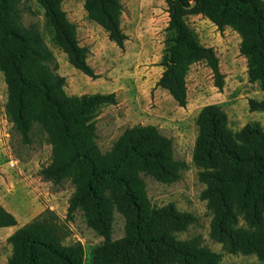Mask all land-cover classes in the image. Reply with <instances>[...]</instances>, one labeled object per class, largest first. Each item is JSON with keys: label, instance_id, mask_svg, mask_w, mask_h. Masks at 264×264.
I'll list each match as a JSON object with an SVG mask.
<instances>
[{"label": "trees", "instance_id": "1", "mask_svg": "<svg viewBox=\"0 0 264 264\" xmlns=\"http://www.w3.org/2000/svg\"><path fill=\"white\" fill-rule=\"evenodd\" d=\"M21 0H0V72L7 89L5 116L22 142L42 134L51 146L50 161L41 167L42 180L53 185L70 182L67 216L76 211L86 225L103 238L92 264H220L222 255L197 238L181 240L196 218L173 203L151 204L143 176L163 184L179 180L184 164L175 160L170 138L155 126L124 130L111 149L96 145V111L115 104L111 94L68 95L65 78L56 73L53 52L40 32L22 25ZM43 9L51 41L68 63L96 78L87 62L89 50L79 43L74 23L62 9V0H35ZM89 20L120 48L127 35L121 28L120 0H82ZM169 16L156 83L179 107L187 105L186 76L204 61L214 85L222 90L214 49L201 43L187 24L191 15L207 18L220 31L230 27L241 38L239 54L247 58L249 83L264 91V0H165ZM251 112L264 111V98L249 99ZM198 133L192 160L206 185L201 199L212 212L210 237L231 254H255L264 264V128L258 122L232 131L219 105L204 106L196 117ZM115 212L124 219V235L112 240ZM17 225L13 214L0 206V228ZM56 214L46 209L11 234L6 242L12 254L7 264H83L79 243L64 245Z\"/></svg>", "mask_w": 264, "mask_h": 264}, {"label": "rangeland", "instance_id": "2", "mask_svg": "<svg viewBox=\"0 0 264 264\" xmlns=\"http://www.w3.org/2000/svg\"><path fill=\"white\" fill-rule=\"evenodd\" d=\"M120 2L121 28L127 35L123 48L111 42L103 29L88 19L82 0H62V9L76 26L80 45L89 50L87 62L96 78L73 68L66 55L54 46L43 9L35 0H21L19 8L22 25L37 29L53 52L56 73L65 78L64 90L68 95H115V104L101 105L96 111V145L101 152L110 150L124 130L136 125L155 126L172 140L173 156L184 164L179 180L163 184L150 176H143V179L152 205L162 207L173 203L179 211L196 218L178 238H197L202 246L222 255L220 264H261L255 254L228 253L222 244L210 237L212 212L201 199L206 185L199 181L200 169L192 160L198 133L196 117L204 106H221L234 132L251 122H258L264 128V111L248 109V100L263 99L264 91L258 82L248 81L247 58L239 54L240 36L230 27L218 30L201 15L187 17V24L198 34L201 43L214 49L225 78L219 90L206 63L193 64L186 76L187 105L182 108L166 90L156 86L164 70L158 64L169 21L165 0ZM6 101L7 89L0 72V201L11 207L18 223L24 220L29 223L46 209L53 211L62 243H79L83 249V264H92L94 250L103 238L86 225L80 211L71 218L67 216L68 200L74 190L72 184L53 185L41 179L39 171L50 161L51 146L40 133L32 137L31 143L24 144L6 119ZM28 208L31 211L25 219L23 212ZM123 235L124 219L115 212L112 240ZM11 254V246L2 239L0 264H7Z\"/></svg>", "mask_w": 264, "mask_h": 264}, {"label": "crops", "instance_id": "3", "mask_svg": "<svg viewBox=\"0 0 264 264\" xmlns=\"http://www.w3.org/2000/svg\"><path fill=\"white\" fill-rule=\"evenodd\" d=\"M1 202V201H0ZM2 204H5V203H0V206L4 207L8 212H10L11 214H14L13 210L11 209V207L9 205H2ZM25 212H23V217H26L29 215L30 211H31V208H28L27 210H24ZM16 218V217H15ZM17 220V225L16 226H12V227H2L0 228V231L3 232V233H0L2 234L1 237H0V243H1V240L3 239H7L11 234H13L18 228L22 227L23 225L26 224L25 220L22 221L23 223H18V219L16 218ZM20 224H23V225H20Z\"/></svg>", "mask_w": 264, "mask_h": 264}]
</instances>
